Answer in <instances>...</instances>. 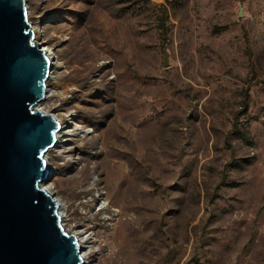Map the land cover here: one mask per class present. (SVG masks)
<instances>
[{
  "label": "rangeland",
  "instance_id": "1",
  "mask_svg": "<svg viewBox=\"0 0 264 264\" xmlns=\"http://www.w3.org/2000/svg\"><path fill=\"white\" fill-rule=\"evenodd\" d=\"M27 3L63 64L37 108L75 134L43 184L86 264H264V0Z\"/></svg>",
  "mask_w": 264,
  "mask_h": 264
},
{
  "label": "water",
  "instance_id": "2",
  "mask_svg": "<svg viewBox=\"0 0 264 264\" xmlns=\"http://www.w3.org/2000/svg\"><path fill=\"white\" fill-rule=\"evenodd\" d=\"M27 4L0 0V264H85L57 203L40 188L61 123L36 108L52 64L34 41Z\"/></svg>",
  "mask_w": 264,
  "mask_h": 264
},
{
  "label": "bare ground",
  "instance_id": "3",
  "mask_svg": "<svg viewBox=\"0 0 264 264\" xmlns=\"http://www.w3.org/2000/svg\"><path fill=\"white\" fill-rule=\"evenodd\" d=\"M32 29H33V34H34V37H35V34L37 33V30H36V28L35 29L32 28ZM39 45L42 48V50L45 51L46 55L50 58V61H51V64H52V72H51V74H50V76L48 78V82L49 81H54L58 77V69L61 68L63 64L62 63H59L58 59L56 58L55 53L53 52V50L50 47L44 46V44H39ZM50 97H51V95L49 94V91H48L47 94H46L45 99L42 102L47 101ZM38 105L36 106V108L38 107ZM39 111H41V110H39ZM58 120L61 123V129L57 133V144H56V147H57V145H60V144H62L64 142L62 140L64 137H75V134L73 132H71V133L68 132V131H66L68 133L64 132V130H66V128H67L66 125L63 123L62 120H60V119H58ZM40 188L43 189V190H45L55 200V202L57 203L59 215H60V218H61V225L64 227L65 226L66 217H67V216H65L66 215L65 214V208L63 206L62 201L57 196L53 184H51V183L43 184L42 183V184H40ZM66 231L68 233H71L68 230H66ZM72 234H74L76 236L77 240H78V243H79L80 248H81V253L83 255V258H84L85 264H86L87 263L86 262V258H88V253H87L88 248H87V245L88 244H91L93 242L92 241L93 238H91L88 235H85V234H82L80 232H77V231H75ZM127 238L128 237L126 236V238H124L123 240H121V245H123L124 240L126 241ZM132 260H133L132 258L131 259H128V258H125V257L120 258V257H118V255H115V257H113V261L115 262V264H129L130 261H132Z\"/></svg>",
  "mask_w": 264,
  "mask_h": 264
}]
</instances>
